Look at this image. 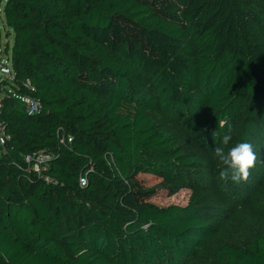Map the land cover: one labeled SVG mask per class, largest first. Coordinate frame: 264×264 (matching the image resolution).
Segmentation results:
<instances>
[{"label":"trees","instance_id":"1","mask_svg":"<svg viewBox=\"0 0 264 264\" xmlns=\"http://www.w3.org/2000/svg\"><path fill=\"white\" fill-rule=\"evenodd\" d=\"M3 13L42 106L0 108V264L199 259L215 206L161 208L138 176L183 182L229 127L264 163V0H7ZM40 153L42 175L25 161ZM214 254L264 264V232Z\"/></svg>","mask_w":264,"mask_h":264},{"label":"rangeland","instance_id":"2","mask_svg":"<svg viewBox=\"0 0 264 264\" xmlns=\"http://www.w3.org/2000/svg\"><path fill=\"white\" fill-rule=\"evenodd\" d=\"M4 4L0 6V49L11 59L14 34L10 31L7 35ZM7 46L8 54L5 51ZM190 148L195 150L200 146L192 144ZM203 152L208 156L203 157L208 168H189L192 175L179 184H163L153 175L138 176L144 189L156 190L149 202L161 208L185 207L195 195L203 198V205L215 206L211 207L214 214L211 222L215 224L217 234L206 243L199 259L185 260L182 264H217L214 253L220 244L245 245L253 235L264 232V163L255 165L247 182H224L219 179V165L213 155L206 150Z\"/></svg>","mask_w":264,"mask_h":264},{"label":"built area","instance_id":"3","mask_svg":"<svg viewBox=\"0 0 264 264\" xmlns=\"http://www.w3.org/2000/svg\"><path fill=\"white\" fill-rule=\"evenodd\" d=\"M7 0H0V6L6 3ZM1 12V8H0ZM21 85L26 89V94L19 92ZM36 89L29 80L20 82L18 75L13 68L12 60L9 56L4 54V51L0 49V108H2V102L5 99H13L20 102L29 114H37L41 110V101L34 96ZM66 141V138L62 140V143ZM69 142H72L71 138H68ZM5 144V133L0 126V146ZM25 161L30 165L32 170L38 175H42L47 171L51 157L46 154H35L33 156H26ZM86 180H81V186H86Z\"/></svg>","mask_w":264,"mask_h":264},{"label":"clouds","instance_id":"4","mask_svg":"<svg viewBox=\"0 0 264 264\" xmlns=\"http://www.w3.org/2000/svg\"><path fill=\"white\" fill-rule=\"evenodd\" d=\"M218 127L225 128L224 121L219 120ZM217 132L213 133L216 138ZM233 140L231 128L229 127L221 134L217 146L214 148L213 159L219 165V179L227 182L239 184L247 182L251 176V171L256 165V153L253 145L248 142H237L230 144Z\"/></svg>","mask_w":264,"mask_h":264}]
</instances>
